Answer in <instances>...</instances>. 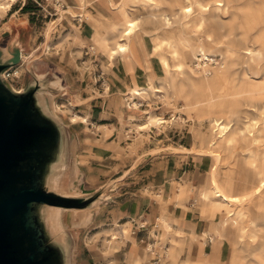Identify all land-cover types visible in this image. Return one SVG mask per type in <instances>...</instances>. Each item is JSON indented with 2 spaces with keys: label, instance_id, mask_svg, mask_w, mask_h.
<instances>
[{
  "label": "rangeland",
  "instance_id": "rangeland-1",
  "mask_svg": "<svg viewBox=\"0 0 264 264\" xmlns=\"http://www.w3.org/2000/svg\"><path fill=\"white\" fill-rule=\"evenodd\" d=\"M23 1L28 10L14 15L10 22L15 25L12 30L4 24L8 22L9 17L5 16L8 10H0V59L16 60L9 68L10 72H17L8 85L14 90L24 91L32 74L41 77L40 83L46 87L44 91L53 95L52 102L61 123L55 121L66 134L67 146L70 133L75 140L77 138L78 144L73 142V156L76 155L79 162L78 174L77 180L73 177L71 190L72 195L77 196L73 197H82L107 180L112 186L118 182L114 179L120 178L130 165L138 167L165 146L167 152L187 157L183 162L188 161L190 174L185 179L194 186L185 181L182 186L188 185V189L183 194L182 186L174 184L177 205L186 202V206L193 205L192 210L198 211V191L210 187L213 166L218 186L231 196L245 198L233 209L234 215L227 217L223 207L213 206L215 200L211 191L204 192L207 213L217 211L219 214L207 218L211 223L209 232L201 238L192 236L191 243L205 246V238L210 235L213 247L224 239L230 247V257L225 262L212 258L204 264H264V189L254 194V189L264 179V77L260 79L261 74L256 72L248 75L250 79L259 80H251L256 87L243 89L245 94H241L225 75L229 57L237 63L242 55L247 63L264 66V0H227L224 7H215L220 0H182L173 5L169 0H113L110 1L113 19L106 14H84L92 30L78 27L81 18L74 17L75 12L70 8L73 0H16L12 9L16 10ZM77 2L81 7L95 8L92 0ZM179 4L191 6L192 15L178 14ZM202 7L209 10L204 11ZM123 16L136 23V32L132 38L122 37L119 43L128 45L127 50L117 54L110 48L114 45L113 33L116 34L113 38L118 37L123 27ZM164 16L170 18L168 25ZM213 16L229 28L231 19L238 17L235 23L240 19L242 29L234 24L232 34L222 37L220 44H213L208 41V37L216 36L213 30L225 33L224 29H212L208 25ZM241 32L250 36V40L239 47L238 54H233L232 43ZM102 39H107L108 45ZM200 46L209 53L198 51ZM245 48L250 49V55H245ZM210 57L219 63L218 67L212 63L207 68L198 62L210 61ZM119 63L132 72L131 79L122 80L123 66ZM261 65H258L259 71ZM234 70L235 65L232 72ZM53 81L59 82L58 87L50 86ZM132 89L141 94L132 98ZM242 95L250 105L247 110L251 111H247L248 115L240 114V121H231L226 113L210 109ZM213 118H220L223 125L229 122L235 135L231 136L230 131L225 137L216 138L219 132L214 133L210 122ZM153 119L163 123L157 124ZM144 126L145 129L140 128ZM242 131L244 136L240 135ZM247 131L253 137H248ZM209 151L217 154L218 159L208 156ZM68 160L67 153V159L65 154L62 162L65 168ZM91 167L96 170L85 179ZM91 178L95 179L94 184L89 181ZM130 182H134L133 179L129 178L127 183ZM67 214L64 220H77L78 225L65 227L55 238L68 244L70 232L75 233L81 248L95 249L101 264H113L114 253L130 239L134 230L129 220L95 226L89 224V212L73 217ZM226 218L227 225L222 227ZM157 225L161 243H169L164 264H188L179 258L184 244L171 235L169 220L161 217ZM56 228L51 224V229ZM176 235H181L180 230ZM141 245L145 257L140 262L136 259L137 264L153 257L146 251L147 243Z\"/></svg>",
  "mask_w": 264,
  "mask_h": 264
},
{
  "label": "water",
  "instance_id": "water-1",
  "mask_svg": "<svg viewBox=\"0 0 264 264\" xmlns=\"http://www.w3.org/2000/svg\"><path fill=\"white\" fill-rule=\"evenodd\" d=\"M15 64L0 59V264H70L71 242L55 238L59 233L49 228L45 210L90 209L109 185L83 197L49 187L65 154L67 159L66 134L45 110L37 75L20 93L3 80Z\"/></svg>",
  "mask_w": 264,
  "mask_h": 264
},
{
  "label": "crops",
  "instance_id": "crops-1",
  "mask_svg": "<svg viewBox=\"0 0 264 264\" xmlns=\"http://www.w3.org/2000/svg\"><path fill=\"white\" fill-rule=\"evenodd\" d=\"M110 1L113 0H92V3L95 5L96 8L95 9L94 7L89 5H82L81 7L79 6L77 0H73L70 8L71 10H73V12H75L74 17L81 18V23L79 22L78 24L77 23L74 24H77L78 27L84 26L87 27L88 30H92L93 28L91 27L90 21L88 19L83 18L85 13H88L92 16H95L96 13H99L100 15L106 14L109 17L111 16V18L113 19L114 16L111 15L112 14L111 11H113V9L110 8L111 7ZM24 6L25 4L23 1L22 3L16 6V10L12 9L14 8V5H12V7L7 11V14L5 16L9 18H8V22L4 24L9 25L10 30H12L13 26H15L13 22L10 23L12 18H14V15L20 12ZM116 17H118L117 13H116ZM7 30L8 29H6L5 31ZM113 35L115 36L114 33ZM114 36H112V38ZM249 40H250V36H247L245 38L243 45L247 44ZM101 41L103 43L106 42L108 43L107 39H102ZM119 64L120 66H123L122 80L126 81L128 78L131 79L132 72L128 71V67L122 65V63ZM114 74H115L114 76H117V82H120L117 73L114 72ZM244 84L247 86V89L251 87H256V85L251 83V81L246 82ZM259 84L260 83H258V85ZM248 107H250L249 104L247 103L242 104V108L240 109L241 115H248V112L251 111V110L249 111L247 110ZM250 119L248 121H250ZM263 121H264V110H263L262 122ZM218 122L223 123L222 121H218ZM251 135L252 136L250 137H253V134ZM73 136H74L73 133H70L68 136L69 137L68 146H67L68 159L71 157V155H69L70 143L74 149L73 154L75 153V144L73 143L75 139ZM76 137L77 136L75 134V138ZM75 141L77 142V138ZM166 149L165 146L161 149L158 148L159 151L150 155L149 158L145 159V161L142 164H140L138 167L134 168L133 165H130V167H128L129 169L124 170L125 172L120 178L114 179V181L116 180L118 182L110 187L108 186L107 190L103 192L104 194H102L101 197L102 199L99 200V203L93 206L92 208L87 209L89 210L88 211L89 224H94L95 226H99V225H103L104 223H110L113 221L129 220V222L132 223V226H134V230L131 231L130 239L125 241L124 245L114 253L113 264H137L135 263L136 259H139V262L140 260H143L145 255L142 251L141 244L143 242L148 243V241H150L151 237L153 236V233H157V237H159L160 233L157 222L161 217L165 218L166 220H169V223L171 224V232H172L171 235L174 234L175 240L179 241V243L181 244L182 243L184 244L181 255L179 257L180 259L183 258L184 263L204 264L205 262H208L212 258L213 260H217V262L219 261V263H221L222 261L225 262L230 257L229 256L230 247L226 239H224L223 241L220 242L219 245H215L214 247L213 245H211V243L208 244L206 242L207 237L205 238V242H206L205 246L203 245V243L200 244H198V242L197 244L191 243L193 239L192 236L195 238L196 237L201 238L203 235L209 232L211 223L209 220H207V218L211 219L216 214H219V212L217 211L214 212L213 214L211 213L208 214L206 211L208 205L206 204V201L203 198L204 192L211 191L212 193L213 187L211 186V175H210V184H209L210 187L209 188L202 187L198 191L197 200H196L197 202L196 204L199 207V209H197L198 211L192 210L193 205L192 207L186 206V202L181 206L177 205V200H175L173 194L174 184H179L182 186V184L185 181L188 182V180H186L185 177L188 178L190 171L187 170L188 161H185V163L183 162V160L187 158L186 156H183V154L180 153L167 152ZM150 150L154 151L156 149H150ZM72 157H74L75 159L77 158L76 155ZM68 162H70V160H68ZM77 165H79V162H77ZM94 170L96 169H93V167L87 169V175H85V179L90 177L89 175L92 172H94ZM213 170H215V166L212 167V171ZM77 174L78 172L75 174L74 180H77ZM192 174L194 176V172H192ZM137 177L139 178V180L137 179ZM129 178L133 179L134 182L127 183ZM94 180H95L94 178H91V180L89 181L94 184L95 183ZM261 181L259 182V184L261 183ZM107 182L105 181L98 188L94 189L89 193L82 194L81 196L83 197V196L92 195L93 193L97 192L101 188L108 185ZM191 183L190 186L193 188L194 186ZM187 186L188 185H186L185 187L183 186L181 187L183 194L185 191H187L188 189ZM229 196L240 197V196H231V195ZM213 206L216 208V206H220V205L215 201ZM234 208H236V206H232V208H230L229 210L223 208L227 212V217H232L234 215V210H233ZM141 225H143L144 229L137 230V228ZM226 225H227V218L222 221V227ZM178 230H180L181 233L180 236L176 235V232ZM70 235H71L70 264H101L100 262H98L99 261L98 259L100 257H97L95 253V249L89 247H85V249H82L81 243L78 241V238L75 237L76 234L70 232ZM167 245H169V243L166 244V249H167ZM72 257L74 258L73 262H72ZM164 263H165V259L163 260V264ZM139 264H152L151 258L147 260L145 263H139Z\"/></svg>",
  "mask_w": 264,
  "mask_h": 264
},
{
  "label": "bare ground",
  "instance_id": "bare-ground-1",
  "mask_svg": "<svg viewBox=\"0 0 264 264\" xmlns=\"http://www.w3.org/2000/svg\"><path fill=\"white\" fill-rule=\"evenodd\" d=\"M15 1L16 0H1L0 1V10H9L11 5H13ZM80 1L83 3L84 0H80ZM183 1L182 0H169L168 3L170 5H173L176 2L180 3ZM220 1L216 2L215 7H224L225 6L224 1H227V0L221 1V2H223V4L220 3ZM227 3H230V2H227ZM178 6H179V8H178L179 13L178 14H180L184 17L190 16V14L193 12V8L191 6L190 7L189 6H183L182 4H179ZM202 9L204 11L209 10L206 7H202ZM173 16H175V14ZM123 17H124V22L122 24L123 27L120 29L121 31L119 32L118 37L112 38L114 40V45L111 48L109 46V48L114 53H117V54L124 53L127 50L128 45L126 46L125 44L119 43V42L123 41L122 37L132 38L136 32V30H135V24L136 23H134L132 20L125 19V16H123ZM236 19H238V17H234L231 19L232 26H230V28H229V26H225L218 18L213 16L210 20H208V25L212 29H220V30L224 29L225 33H221L217 30H213L214 33H216V36L214 38L208 37V41L213 42V44H220L222 42L221 41L222 37L232 34L234 24H238V29H242V24H241V22H239L240 19L238 20L237 23H235ZM169 20H170L169 17L164 16V21L166 22L167 25L169 24ZM233 20H234V22H233ZM247 36L248 35H246V33H244V32H241L238 35L237 39L232 43L234 45V48H232L233 54H236V53L238 54L237 51H238L239 47L241 45H243L245 38ZM254 40H258V38H255ZM107 45H108V43H107ZM198 51H202L204 53L207 52L204 49V47H202V46L198 47ZM245 51H246L245 55H250L251 51L249 48H245ZM207 53H209V52H207ZM231 59H232V57H229V59L227 60L226 67H225V75H227L228 78H231L230 80L232 81L235 90H240L241 94L244 93L243 89H247V86L244 83L250 82L251 80H255V81L259 80L256 78L250 79V76L248 77V75L256 72L257 74H261L260 79H263V77H264V66L263 65L258 64V63H256L255 65L249 64V63H247L246 58L242 55L239 56L237 63L233 62L234 60L232 61ZM234 65L236 67V70H234L232 72ZM258 65H261V67H260L261 71H259ZM246 67L248 68V70ZM16 75H17V72L14 73V77ZM37 77L39 79L41 78L39 75H37ZM57 81L51 82L50 86L52 88L58 87L59 82H57ZM12 91H14L15 93L21 92V91H17L14 89H12ZM140 94L141 93L139 90H136V89L131 90L132 98L134 96H139ZM41 97L43 99L44 107H45V110L47 111V113L53 119H56V121H60L56 115L55 106L53 105V102H52L53 95L51 93H48V92H43V93H41ZM246 100L247 99H245V95L244 96L242 95L241 97L237 98L236 100H231L228 103H224V102L217 103L216 105L212 106L210 109L211 110L214 109V110H218V111L226 113V116L231 121H240L239 115L241 114V110L240 109L238 110L237 107H239V105L242 106V104H246L247 103ZM219 119L220 118H213L210 121L212 128H215L214 133L219 132V135L216 138L225 137L232 130V127L229 125V122L227 124L223 125V123L218 122ZM153 121L157 124L163 123V122H161L160 119H153L152 122ZM60 123H61V121H60ZM263 123H264V121H263ZM140 128L145 129L146 127L144 126V127H140ZM235 133L236 132L233 131L232 133H230V135L234 136ZM247 134H248V137L252 136L249 132H247ZM240 135L244 136V132L242 131ZM213 145H214V142L212 144H210L209 147H212ZM69 151H70L69 155H71V157H70V162H68L69 163L68 166L66 168L64 167L63 169H62V167L59 168V166L56 167L55 174H53V176H51V178L49 179V187L53 188V190H55V191L58 190V193L61 195H64V196H77V195H75V193H74V195H72L73 193H71V190L73 188L72 180H73V177L75 176V173L77 170V161L74 157H72L74 149L71 146V143H70ZM207 155H211L215 160L218 159V155L214 154L211 151L207 152ZM214 172H215V170H213L211 173V186L213 187L212 188V194H213L214 200L217 203H219V205L221 207L226 208V210L227 209L229 210L230 208H232V206L240 205L243 201H245L244 196L243 197H230L226 192H224L223 189L218 186V184L215 180V177H214ZM60 173H61V175H60ZM110 184H112V183H110ZM263 189H264V180L261 181V183L258 185V187L254 190V194L260 193ZM112 190H113V187H112ZM88 211L89 210H66V209H62V208L47 207L45 210V220H46L50 229H51V224L54 225V227H57L56 230L51 229L54 233L62 234V231L64 230L65 227L73 228L72 226L78 225L77 220L70 219L69 222H66V220H64V218H66L68 215L67 213H70L69 216L72 215V217H73V216H78L80 214L87 215ZM75 223H77V224H75ZM73 260H74V258L72 257V262H73Z\"/></svg>",
  "mask_w": 264,
  "mask_h": 264
},
{
  "label": "built area",
  "instance_id": "built-area-1",
  "mask_svg": "<svg viewBox=\"0 0 264 264\" xmlns=\"http://www.w3.org/2000/svg\"><path fill=\"white\" fill-rule=\"evenodd\" d=\"M198 62L202 63L204 67L210 68L212 63H215L216 67L219 66V63L210 57V61L201 59ZM198 63V65H200ZM11 69H8L2 73L3 80L9 84V81L14 78V73L10 72ZM144 229L143 225L139 226L137 230ZM212 238L207 237L206 242L208 244L212 243ZM158 250V251H157ZM146 251L153 257H151V263L152 264H163V260L165 259V251H166V243L162 244L160 239L157 237V233H153V236L151 237L150 241L147 243ZM161 251V253H160Z\"/></svg>",
  "mask_w": 264,
  "mask_h": 264
},
{
  "label": "trees",
  "instance_id": "trees-1",
  "mask_svg": "<svg viewBox=\"0 0 264 264\" xmlns=\"http://www.w3.org/2000/svg\"><path fill=\"white\" fill-rule=\"evenodd\" d=\"M27 10H28L27 6H24V7L22 8V12H26Z\"/></svg>",
  "mask_w": 264,
  "mask_h": 264
}]
</instances>
